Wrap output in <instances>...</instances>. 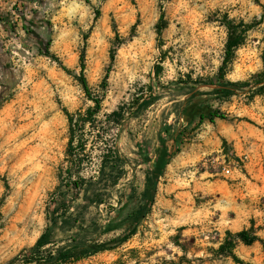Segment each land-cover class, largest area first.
Masks as SVG:
<instances>
[{
	"label": "rangeland",
	"instance_id": "374dc122",
	"mask_svg": "<svg viewBox=\"0 0 264 264\" xmlns=\"http://www.w3.org/2000/svg\"><path fill=\"white\" fill-rule=\"evenodd\" d=\"M227 19L252 27L220 79ZM262 73L264 0H0V264H25L48 229L56 248L127 237L68 264H264ZM91 98L101 108L73 129L74 163L66 114L85 115ZM108 148L125 172L105 203L81 209L70 182L96 179ZM163 156L155 203L133 222ZM242 231L260 241L243 244Z\"/></svg>",
	"mask_w": 264,
	"mask_h": 264
},
{
	"label": "trees",
	"instance_id": "16d2710c",
	"mask_svg": "<svg viewBox=\"0 0 264 264\" xmlns=\"http://www.w3.org/2000/svg\"><path fill=\"white\" fill-rule=\"evenodd\" d=\"M164 17L161 15L159 25H158V34L161 35L164 29ZM225 27L228 30V40L225 46V57L223 60V65L219 70V78H225V69L228 64L231 62L235 51L244 44L245 34L247 30L251 29V25L247 26L242 23L235 24L233 21H229L228 19L224 23ZM65 71H68L64 68ZM84 67L82 66L81 76L79 80L82 84L83 90L90 98V90L87 84L86 79L83 75ZM264 76V73L261 74ZM235 87H239L241 84H227ZM260 92H264V87L260 90ZM95 107L94 109L88 110L85 115L77 114L76 116L71 115L67 112V118L69 124L71 126L72 136L69 141V147L67 151L68 157L71 158L72 162H76L74 160L76 155H74V130L81 127H85L88 123L89 125H93L95 122L96 116L99 114L101 103L97 99H92ZM123 117V109L113 112L111 115L107 116L108 120L117 119L120 120ZM225 119L222 114H213L210 115L209 121L211 123L214 122L215 119ZM204 120V117H201V121ZM118 122V123H119ZM83 151L85 150V146L81 147ZM125 160L121 157L119 152L116 149L108 148L106 152L103 154L101 165L99 169V174L96 179H91L89 181L78 178V180L74 182H70L73 188L76 191L83 190L82 200L84 201V205L81 206V209H87L90 205H101L105 203V193H107L108 187H113L117 185L120 178L125 172L123 164ZM169 164V160L166 159V156L159 158L155 165V172H148L146 174V182L144 190L141 194L140 204L134 209L130 215L129 219L133 222H139L146 218V216L150 213L152 206L155 203V196L157 193V184L160 177L164 175L165 169ZM73 165V164H72ZM135 195V191L133 190L132 196ZM113 208V207H112ZM61 212L68 213L70 211L69 204L64 200L59 206ZM59 209L56 210L59 212ZM81 214L76 218L69 217L68 220H79ZM53 225H56L58 220L56 218H52ZM67 221L64 220L61 222V226L66 225ZM51 229H48L36 242V244L29 250L28 254L24 256L25 264H68L74 261H80L86 257L96 255L101 252H105L108 250H112V243L119 244V242H123L127 240L123 238V240L116 239L111 240L110 242H97V241H88L86 238L80 237L79 234L73 235L70 241L67 242L65 246L56 248L55 245L52 244L48 240V232ZM235 238L240 240L243 244L247 246H252L254 243L260 241L257 236H255L251 231H242L235 235ZM52 245V246H51ZM50 246L49 248H46Z\"/></svg>",
	"mask_w": 264,
	"mask_h": 264
},
{
	"label": "built area",
	"instance_id": "2783aa9c",
	"mask_svg": "<svg viewBox=\"0 0 264 264\" xmlns=\"http://www.w3.org/2000/svg\"><path fill=\"white\" fill-rule=\"evenodd\" d=\"M215 162L212 161V164L214 165ZM216 168V167H215ZM222 173L225 175H230L231 174V169L229 167H223L222 168Z\"/></svg>",
	"mask_w": 264,
	"mask_h": 264
}]
</instances>
